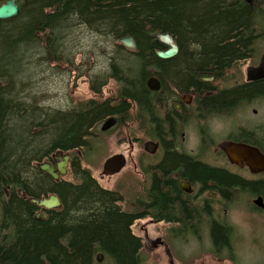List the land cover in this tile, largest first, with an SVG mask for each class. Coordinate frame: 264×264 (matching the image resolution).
<instances>
[{
	"label": "trees",
	"instance_id": "obj_1",
	"mask_svg": "<svg viewBox=\"0 0 264 264\" xmlns=\"http://www.w3.org/2000/svg\"><path fill=\"white\" fill-rule=\"evenodd\" d=\"M5 1L0 0V6ZM15 1L20 16L0 21V208L3 228L14 231L13 238L0 245V264H100L99 254L104 256L102 264H143L141 239L132 232L136 211L131 204L123 210L126 195L121 190L103 188L78 156L69 170L73 181L56 182L36 164L60 151H82L108 116L127 115L136 104L153 113V100L168 98L172 87L195 90L199 106L208 108H216L222 98L264 94L260 81L220 98L201 96L211 88L202 79L211 80L214 74L222 78L227 72L239 75L240 64L254 55V45L264 35V0ZM17 23L23 29L15 38L12 25ZM73 27L109 39L130 36L137 42V54L118 47V56L109 58L107 80L93 77L90 90L96 94L108 80L116 82L118 105L87 100L63 110L43 107L39 98L30 97V102L21 97L28 84L20 75L31 48L48 64L73 68L76 57L63 38ZM158 35L171 36L179 55L159 59L155 50L168 47L156 41ZM156 76L161 91L153 94L146 85ZM124 120L128 118H119ZM21 193L37 200L56 195L62 206L45 211L47 219L38 221L33 217L37 208Z\"/></svg>",
	"mask_w": 264,
	"mask_h": 264
},
{
	"label": "flooded vegetation",
	"instance_id": "obj_2",
	"mask_svg": "<svg viewBox=\"0 0 264 264\" xmlns=\"http://www.w3.org/2000/svg\"><path fill=\"white\" fill-rule=\"evenodd\" d=\"M7 1L10 0L5 3ZM18 7L21 13V7ZM127 38H132L135 48L124 44ZM105 40L112 48L106 54L108 58L118 56V47L128 54L138 53L133 37ZM156 41L169 49L167 44ZM158 51L161 50H155L156 56ZM262 56L248 59L243 76L242 73L227 72L222 78L215 74L211 80L201 78L211 86L210 90H203L201 96L220 98L264 81L247 80L248 69L257 68ZM93 77H90V87ZM152 78L159 80L157 76ZM171 89L168 98L153 100L155 109L151 114L136 104L127 115L106 117L96 126L90 137L93 139L86 147L69 154L68 175L74 156H78L83 164L88 159L96 167L98 158L105 152L101 138L127 123L126 120L119 121V118H129L135 108L133 123L136 136L135 143H131L135 157L118 153L106 156L102 161L103 177L106 176V162L114 157L125 159L119 176L127 167L133 170V173L121 174V177L133 175L135 179V196L130 202L137 215L132 226L133 234L136 236L134 229L137 228L143 234V238L137 236L143 247L146 245L169 252L172 264L175 260L171 249L211 250L216 252L213 260L217 264H233L235 250L246 244L253 248L260 241L264 242V168L254 166L249 154V151H255L264 157V94L239 100L222 98L216 108H208L202 103L199 106L200 96L195 90L180 92L175 87ZM106 102H110L111 107L120 103L116 96ZM110 120H115V124L103 132V126ZM124 139L119 142H124ZM99 148L102 152L98 153ZM46 162L56 167L52 157ZM20 197L31 201L25 193ZM123 203L128 204L126 198ZM34 206L37 208L34 219L46 220L37 218L43 214L47 216L46 210ZM2 221L0 208V245L14 235L13 228H3Z\"/></svg>",
	"mask_w": 264,
	"mask_h": 264
},
{
	"label": "rangeland",
	"instance_id": "obj_3",
	"mask_svg": "<svg viewBox=\"0 0 264 264\" xmlns=\"http://www.w3.org/2000/svg\"><path fill=\"white\" fill-rule=\"evenodd\" d=\"M15 38L18 32L23 29L22 23L12 25ZM102 37V41L101 38ZM66 43V49L70 50V55L76 56L73 68L62 64L59 68L55 64H48L38 55L37 48H31L29 54L24 60V68L21 71L20 79L28 84L26 91L21 97L28 100H40L43 107L51 109H67L79 102L87 100L106 101L113 99L117 94V85L112 80L107 81L100 95H95L89 86L90 77L97 76L101 82L107 80L106 67L109 58L106 54L112 50L104 36L87 30L85 27H73L66 30L63 34ZM66 38V39H65ZM105 38V39H104ZM157 39V38H156ZM42 47V45H41ZM254 59L262 56L264 53V35H261L254 45ZM69 56V53H68ZM240 64L239 71L242 73L246 70V64ZM69 67V68H68ZM81 71V76L80 72ZM154 73V69H152ZM25 100V101H28ZM31 102V100H29ZM135 108L131 112L130 117L119 126L114 132L101 138L102 147L105 152L98 158L97 166L89 163L88 159L84 160V167L89 168L93 177L98 183L108 190H121L125 194L128 204H120L123 210H129V204L134 200L135 196V179L133 175L121 177L127 173H133V170L126 168L120 176L103 177L102 161L106 156H112L123 153L125 156L132 155L135 157V151L131 152V143H135ZM124 142H119L123 139ZM90 138L89 141H91ZM122 143H124L122 145ZM102 152V148H99ZM132 176V177H131ZM67 181H73L71 174L65 177ZM130 190H132L130 192ZM134 233L138 237L143 238V234L135 228ZM260 241V240H259ZM253 248H249L246 244L244 247L234 251L235 262L233 264H264V242L260 241ZM175 264H217L213 259L215 251H199V250H180L171 249ZM143 264H170L167 253L162 249H152L144 245L142 249ZM221 254V253H220ZM217 254V255H220ZM224 254L223 257H225ZM222 264V263H220ZM226 264V262L224 263ZM227 264H232L227 262Z\"/></svg>",
	"mask_w": 264,
	"mask_h": 264
},
{
	"label": "water",
	"instance_id": "obj_4",
	"mask_svg": "<svg viewBox=\"0 0 264 264\" xmlns=\"http://www.w3.org/2000/svg\"><path fill=\"white\" fill-rule=\"evenodd\" d=\"M20 15V8L16 4L15 0L7 1L5 4L0 6V21H10L17 18ZM157 39L159 42H163L167 44L169 47L166 51H158L157 57L161 60H170L175 58L178 55L179 48L175 44L174 39L169 35H158ZM124 44L128 47L135 48L132 38H127L124 40ZM264 79V54L261 58L260 64L257 68H249L247 71V80L248 82L258 81ZM147 87L152 92H158L161 89V83L156 78H150L147 81ZM115 124V120H110L105 123L102 128L103 132L110 130ZM250 156L252 157V161L254 166H259L260 168H264V157L255 151H249ZM52 159L56 163V167L50 162L38 163L37 168L39 171L43 172L47 176H49L52 180L58 182L60 177H66L68 175V166L70 161V155L64 154L63 152H58L52 156ZM124 157H114L108 160L105 164V175L106 176H114L118 175L124 168L125 162ZM32 203L36 205L40 209H44L46 211L56 210L61 208L62 204L60 199L56 195H51L48 198H44L41 200L31 199ZM46 215L37 216L38 219H47ZM168 257L170 258V264L173 263L172 257L169 252H166ZM98 263L102 264L104 262V256L99 254L97 257Z\"/></svg>",
	"mask_w": 264,
	"mask_h": 264
}]
</instances>
